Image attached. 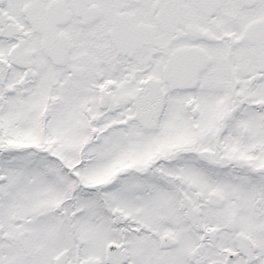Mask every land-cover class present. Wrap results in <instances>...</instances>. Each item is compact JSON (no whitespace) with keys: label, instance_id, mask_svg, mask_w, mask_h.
Masks as SVG:
<instances>
[{"label":"snow or ice","instance_id":"obj_1","mask_svg":"<svg viewBox=\"0 0 264 264\" xmlns=\"http://www.w3.org/2000/svg\"><path fill=\"white\" fill-rule=\"evenodd\" d=\"M0 264H264V0H0Z\"/></svg>","mask_w":264,"mask_h":264}]
</instances>
